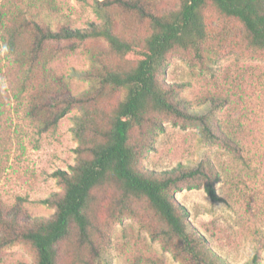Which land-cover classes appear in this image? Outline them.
I'll list each match as a JSON object with an SVG mask.
<instances>
[{
    "label": "trees",
    "instance_id": "obj_1",
    "mask_svg": "<svg viewBox=\"0 0 264 264\" xmlns=\"http://www.w3.org/2000/svg\"><path fill=\"white\" fill-rule=\"evenodd\" d=\"M158 3L96 1L93 8L100 22L75 28L53 2L0 0V47L24 75L21 90L39 78L37 88L31 86V114L48 130L74 109L83 112L75 129L76 163L54 173L63 192L41 201L56 209L54 215L32 217L20 207H0V253L26 245L35 255L32 264H103L106 248L95 239L100 227L93 211L97 192L113 183L118 194L110 204V221L137 219L180 264H228L192 226L189 212L176 198L184 189L203 187L213 201L223 200L217 192L220 174L212 161L206 158L194 168L179 164L164 171L150 170L142 162L154 149L165 121L196 127L213 144L237 152L232 138L214 124L213 111L201 115L189 110L181 98L186 84L168 83L164 76L171 54L185 57L194 52L202 57L209 34L205 10L210 5L226 20L241 23L250 46L264 50V0H184L180 7L161 12ZM119 11L133 14L138 25L146 24L147 36L129 41L119 35ZM92 40L105 41L109 51L91 54L92 68L83 72L90 87L74 95L54 64L64 51ZM126 55L136 58L130 68L119 63ZM143 201L151 214L141 210ZM152 216L163 225L151 227ZM259 263L256 254L246 264Z\"/></svg>",
    "mask_w": 264,
    "mask_h": 264
},
{
    "label": "rangeland",
    "instance_id": "obj_2",
    "mask_svg": "<svg viewBox=\"0 0 264 264\" xmlns=\"http://www.w3.org/2000/svg\"><path fill=\"white\" fill-rule=\"evenodd\" d=\"M47 1L70 18V25L86 28L100 22L93 6L105 0ZM183 1L159 0L158 10L178 8ZM205 18L209 34L202 57L194 52L185 57L171 54L164 78L168 83L186 84L181 98L189 110L201 115L213 111L214 124L232 138L237 152L213 144L196 127L165 121V129L142 165L164 171L179 164L194 168L203 159L211 160L220 174L217 192L223 200L213 201L203 187L184 189L176 194L177 200L189 212L192 226L228 264H246L256 254L259 264H264V50L250 46L243 25L226 20L213 6L206 8ZM115 20V31L129 41H141L149 32L131 13L119 11ZM104 51H109L105 41L92 40L58 58L55 71L70 83L74 95L90 87L83 72L92 68L91 54ZM111 59L107 55L105 60L110 63ZM135 61L133 55H126L119 63L130 68ZM23 78L0 47V207L8 211L20 207L24 215L52 217L56 209L41 201L63 192L54 173L76 163L75 129L83 112L74 109L46 130L30 112L39 78L21 90ZM116 101L117 96L108 108ZM117 194L116 184L107 185L97 192L94 205L100 227L95 239L106 248L103 264H180L137 219L109 220L110 204ZM140 208L151 214L144 201ZM161 225L152 216L151 227ZM34 258L29 246L17 245L0 253V264H32Z\"/></svg>",
    "mask_w": 264,
    "mask_h": 264
}]
</instances>
